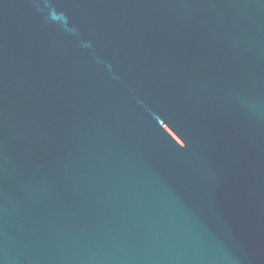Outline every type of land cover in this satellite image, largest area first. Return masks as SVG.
I'll list each match as a JSON object with an SVG mask.
<instances>
[{
	"label": "water",
	"instance_id": "95a60500",
	"mask_svg": "<svg viewBox=\"0 0 264 264\" xmlns=\"http://www.w3.org/2000/svg\"><path fill=\"white\" fill-rule=\"evenodd\" d=\"M0 264H264V0H0Z\"/></svg>",
	"mask_w": 264,
	"mask_h": 264
}]
</instances>
